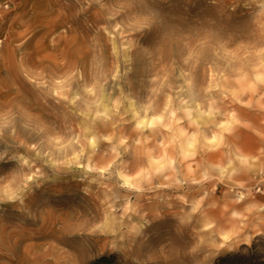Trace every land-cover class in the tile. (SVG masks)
<instances>
[{
	"label": "rangeland",
	"instance_id": "374dc122",
	"mask_svg": "<svg viewBox=\"0 0 264 264\" xmlns=\"http://www.w3.org/2000/svg\"><path fill=\"white\" fill-rule=\"evenodd\" d=\"M130 10L0 0V264L264 261V0H158L178 35L147 64Z\"/></svg>",
	"mask_w": 264,
	"mask_h": 264
},
{
	"label": "snow or ice",
	"instance_id": "6c2138e0",
	"mask_svg": "<svg viewBox=\"0 0 264 264\" xmlns=\"http://www.w3.org/2000/svg\"><path fill=\"white\" fill-rule=\"evenodd\" d=\"M122 3L131 9L124 16H121L120 20L122 22L127 20L125 24L126 29L132 33H136L133 37L135 52L132 53V57L136 62L142 61L144 64H147L150 58L155 56L158 48L175 43L178 30L176 27L162 22L161 15L156 11L158 0H122ZM236 23L241 24L242 21L237 20ZM211 39L214 45L218 41V38L214 35ZM157 41H159V46H157ZM132 46V44H129V48ZM175 51L178 61L183 60L184 63H187L188 59H192L187 49L180 44L176 45ZM193 55L198 56L199 52H194ZM186 57L188 59H185ZM196 77L199 80V71L196 72ZM137 101L143 102L140 94H137L132 101L138 107ZM124 110L121 109L122 112ZM63 131L64 129L58 120L49 119L45 127H41L38 123L30 131H23L22 134L26 138L31 136L32 140L30 142L34 144L39 142L42 150H44L47 147V137L55 136L57 133H62ZM11 151V149H8V154L0 152V175L15 167L16 157L11 154ZM260 237L264 238V235Z\"/></svg>",
	"mask_w": 264,
	"mask_h": 264
},
{
	"label": "trees",
	"instance_id": "16d2710c",
	"mask_svg": "<svg viewBox=\"0 0 264 264\" xmlns=\"http://www.w3.org/2000/svg\"><path fill=\"white\" fill-rule=\"evenodd\" d=\"M222 260H226V259H222ZM227 262L231 264H264V261L260 260L256 256V249L254 246L249 256L245 257L243 255H234L232 257H229Z\"/></svg>",
	"mask_w": 264,
	"mask_h": 264
}]
</instances>
